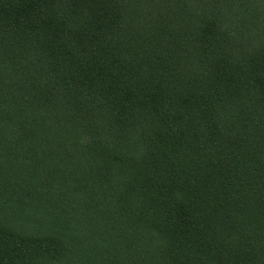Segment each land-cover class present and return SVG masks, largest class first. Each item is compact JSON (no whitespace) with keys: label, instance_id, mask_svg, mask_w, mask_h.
Wrapping results in <instances>:
<instances>
[{"label":"trees","instance_id":"1","mask_svg":"<svg viewBox=\"0 0 264 264\" xmlns=\"http://www.w3.org/2000/svg\"><path fill=\"white\" fill-rule=\"evenodd\" d=\"M0 264H264V0H0Z\"/></svg>","mask_w":264,"mask_h":264}]
</instances>
